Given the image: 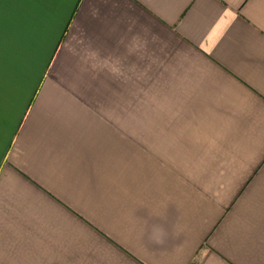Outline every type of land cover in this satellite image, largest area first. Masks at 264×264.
<instances>
[{"label": "crops", "instance_id": "0c3cea01", "mask_svg": "<svg viewBox=\"0 0 264 264\" xmlns=\"http://www.w3.org/2000/svg\"><path fill=\"white\" fill-rule=\"evenodd\" d=\"M0 264H264V0H0Z\"/></svg>", "mask_w": 264, "mask_h": 264}]
</instances>
